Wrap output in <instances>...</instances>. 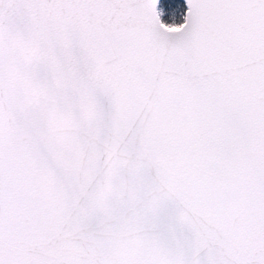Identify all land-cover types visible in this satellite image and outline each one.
Masks as SVG:
<instances>
[{
    "label": "snow or ice",
    "instance_id": "obj_1",
    "mask_svg": "<svg viewBox=\"0 0 264 264\" xmlns=\"http://www.w3.org/2000/svg\"><path fill=\"white\" fill-rule=\"evenodd\" d=\"M0 264H264V0H0Z\"/></svg>",
    "mask_w": 264,
    "mask_h": 264
}]
</instances>
